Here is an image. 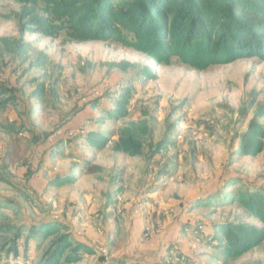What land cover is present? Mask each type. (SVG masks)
I'll return each instance as SVG.
<instances>
[{
	"label": "rangeland",
	"instance_id": "rangeland-1",
	"mask_svg": "<svg viewBox=\"0 0 264 264\" xmlns=\"http://www.w3.org/2000/svg\"><path fill=\"white\" fill-rule=\"evenodd\" d=\"M19 11L12 0H0V39L22 38L29 57L22 62L0 46V84L16 90L21 102L0 114V126L23 125L28 120L27 126L39 135V145L32 144L30 133L25 132L22 161L8 164L9 137L0 127V177L8 182L0 180V196L15 199L27 220H57L104 250L105 255L94 253L79 264H117L121 258L181 264L175 253L198 264L214 263L210 256L217 254L183 234V227L215 221L257 224L225 202L211 208H199L195 202L209 199L231 179L248 186L264 185V152L255 158L234 154L238 135L257 109L264 108V62L239 60L203 72L177 60L157 66L113 43L67 44L62 34L45 38L33 28L21 36ZM41 52L48 56V65L31 69L29 63ZM120 62L133 66L122 72L113 67ZM142 68L150 69L154 80H141ZM39 83L45 84L48 105L34 114L30 109L41 107L28 97ZM128 85L136 91L128 119L93 125L90 121L102 117V109L92 103L109 105L110 96ZM141 119L149 122L153 145L142 156L116 155L110 146L92 153L77 142L75 153L92 159L102 173L80 174L74 185L61 189L47 187L56 175H68L81 165L77 158L46 162V152L55 141L89 131L115 132L125 122ZM165 139L166 149L154 154V146ZM18 189L26 193V199ZM228 194L224 189L215 199ZM98 232L103 236H96ZM37 247L32 240L27 260L17 259V263L36 264L42 255ZM0 257V264H16L1 251ZM227 264H264V242Z\"/></svg>",
	"mask_w": 264,
	"mask_h": 264
},
{
	"label": "trees",
	"instance_id": "trees-1",
	"mask_svg": "<svg viewBox=\"0 0 264 264\" xmlns=\"http://www.w3.org/2000/svg\"><path fill=\"white\" fill-rule=\"evenodd\" d=\"M12 1L20 6L16 19L20 24L21 36L23 31L33 28L34 33L45 38H56L62 34L63 42L67 44L113 43L144 55L157 66H170L173 60H177L199 72L239 60L257 59L264 62V0ZM0 46L22 62L29 59L27 45L22 38H2ZM48 63V56L41 52L29 63V67L44 69ZM132 66L120 62L113 67L126 72ZM139 76L143 81L154 80L148 68H142ZM15 91L0 84V114L10 107L21 106ZM135 93L134 87L128 85L120 87L110 96L109 105L94 101L92 105L94 108L101 107L102 117L88 121L99 125L106 122L117 124L128 119ZM28 100L41 107L30 109V112L40 113L48 105L45 84H37ZM263 118L264 108L260 107L244 132L237 137L236 156L255 158L264 152ZM23 122V125L3 123L0 126L9 137L5 154L8 164L22 161V136L25 132L30 133L32 144L39 145V135L27 126L28 120L27 123ZM151 135L149 122L141 119L125 122L115 132L101 134L89 131L75 139L55 141L46 152V162L77 158L81 165L68 175H56L47 183V187L61 189L74 185L80 174L98 176L102 173V168L93 164L92 159H84L75 153L78 148L74 144L77 142L92 153L110 146L116 155L136 158L142 156L146 148H153ZM167 144V139L161 140L154 146L153 153L158 154L166 149ZM163 174L168 176V173ZM0 180L8 183L2 175ZM224 189H228L229 194L215 199ZM19 191L26 199V193ZM209 196V199L196 201L195 206L211 208L225 202L245 212L257 224L215 221L208 226L183 227V234L191 235L202 246L217 254L218 257L210 256L214 263L210 261L207 264H217L220 260L223 264L237 261L263 244L264 185L248 186L242 180L231 179L226 181L221 191ZM32 240L42 253L36 264H79L85 256L94 254L88 245L72 241L70 231L63 223L51 219L33 223L25 218L15 199L0 196L1 253L5 254L7 261L13 260L19 264L17 259L22 258L24 262L28 258ZM174 258L181 264H198L179 253H175Z\"/></svg>",
	"mask_w": 264,
	"mask_h": 264
},
{
	"label": "crops",
	"instance_id": "crops-1",
	"mask_svg": "<svg viewBox=\"0 0 264 264\" xmlns=\"http://www.w3.org/2000/svg\"><path fill=\"white\" fill-rule=\"evenodd\" d=\"M70 231V230H69ZM71 240L74 241V242H80V243H84L86 245H88L92 250H93V246L95 245L97 248H100L97 246V242L93 241V240H89L88 238L87 239H82V235H80L79 233H71ZM96 236H103V233H100L98 232V234L96 233ZM94 252V251H93ZM95 253V252H94ZM87 256L84 257V259L86 258ZM118 264L120 263H123L125 262L126 264L127 263H136V264H153V262H148V261H143V262H140V261H135V260H129V259H125V258H121V259H118L117 260ZM156 263V262H155Z\"/></svg>",
	"mask_w": 264,
	"mask_h": 264
},
{
	"label": "built area",
	"instance_id": "built-area-1",
	"mask_svg": "<svg viewBox=\"0 0 264 264\" xmlns=\"http://www.w3.org/2000/svg\"><path fill=\"white\" fill-rule=\"evenodd\" d=\"M93 250H94V252H95L96 254L105 255L104 250H102V249H100V248H97L95 245H94Z\"/></svg>",
	"mask_w": 264,
	"mask_h": 264
}]
</instances>
